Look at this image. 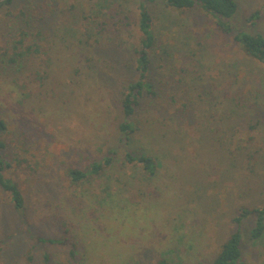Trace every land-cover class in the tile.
I'll use <instances>...</instances> for the list:
<instances>
[{"label":"rangeland","instance_id":"rangeland-1","mask_svg":"<svg viewBox=\"0 0 264 264\" xmlns=\"http://www.w3.org/2000/svg\"><path fill=\"white\" fill-rule=\"evenodd\" d=\"M235 1L232 24L264 35V0ZM72 2L67 18L73 30L53 48V68L60 69L49 87L35 92L40 84L29 80L33 98L20 106L18 87L0 78V111L10 118L8 153L27 158L8 173L20 184L25 211L19 213L0 189V264H43L45 246L37 236L68 239L48 245L52 264H156L160 257L209 264L233 230L237 210L264 206V64L245 55L200 10L151 6L157 48L149 77L158 94L135 117L148 132L135 147L144 145L158 158V172L150 177L121 164L127 148L116 128L123 84L135 78L138 2L120 0L122 8L108 15L101 33L84 30L82 14L95 2ZM38 3L14 0L0 9V42L41 25L28 26L18 16ZM89 58L101 69L102 59L113 61L114 81L107 74L91 78ZM77 66L84 69L69 85ZM170 93L188 106L178 117L169 113ZM250 135L257 140L250 142ZM110 147L118 152L112 169L78 187L66 184L69 167L83 168ZM252 222L244 226V259L264 264V238L249 239Z\"/></svg>","mask_w":264,"mask_h":264},{"label":"trees","instance_id":"trees-1","mask_svg":"<svg viewBox=\"0 0 264 264\" xmlns=\"http://www.w3.org/2000/svg\"><path fill=\"white\" fill-rule=\"evenodd\" d=\"M66 8L60 7L56 0H39L38 8L32 4L26 6V10L19 11L18 16L25 20V24L31 26L38 21L41 25H33L31 30H22L13 38L0 42V78L8 79L16 85L23 95V99L18 101V105L25 106L27 100L33 98V90L28 86L29 80L38 81L40 86L35 88V92L40 87H45L46 83L53 81V76H57L53 64L55 63L53 48L65 44L66 36L73 30L68 22L67 15L74 9L73 0H62ZM95 2L94 8L87 11V15L82 14V18L87 22L84 30L90 28H100L98 33L103 32L108 26V15L119 12L120 0H90ZM138 2V42L133 48L135 78L123 84L120 94L121 121L116 128L120 135L119 141L127 148L122 155L121 164L137 167L143 170L148 176H156L159 169L158 158L151 154V151L141 145L135 147V139L141 134L147 135L145 126L135 119L136 115L144 110L151 102L157 98L158 92L150 80V70L152 59L156 53L157 35L155 32L154 17L151 6L162 4L168 9L179 12L190 10H200L209 19L214 21L218 30L232 36V40L249 58L259 64H264V35L253 33L248 30H240L232 24L231 19L235 16L238 4L235 0H137ZM14 0H0V9L8 8ZM33 9L35 12L33 13ZM260 12L255 13L253 18H259ZM79 30V29H77ZM71 38V37H70ZM89 43V41H87ZM86 43V41H84ZM81 45V43H79ZM92 44V43H89ZM70 45H66L69 48ZM85 46H87L85 44ZM55 51V50H54ZM101 58V57H100ZM105 66L101 69L97 67L96 60L89 58L87 62L91 78L111 77V73L116 71V65L109 59H102ZM101 61V59H100ZM54 62V63H53ZM85 62V59H84ZM94 64V65H93ZM38 66L39 69L34 68ZM84 66L75 67L77 74L67 80V84H77L74 79L81 76ZM101 70V71H100ZM65 80V81H66ZM107 80V79H106ZM37 95V94H35ZM168 106L171 107L169 113L178 117L182 115L187 104L179 103L173 94H168ZM10 118L5 112L0 111V189L9 198L10 203L20 213L25 211V197L18 181L8 176V173L16 166H21L27 159L24 155L17 153L15 156L8 153L9 141L6 138L9 132ZM250 132L256 130V125H250ZM250 142L257 140L255 135L248 137ZM118 161L116 148L110 147L106 150L103 158L88 161L83 168L69 167L65 172L66 184L69 187H78L95 177H101L107 173ZM253 220L249 229V239L259 241L264 238V206L256 208L240 207L233 216L231 222L233 230L226 236L216 250L214 257L209 264H247L244 259L245 232L244 226L249 220ZM63 232L69 236L70 227L67 223H62ZM66 237V236H65ZM37 240L45 246L43 254V264H52L48 245L63 244L68 239L45 238L37 236ZM48 247V249H47ZM30 260L33 257H29ZM156 264H173L166 258H158Z\"/></svg>","mask_w":264,"mask_h":264}]
</instances>
